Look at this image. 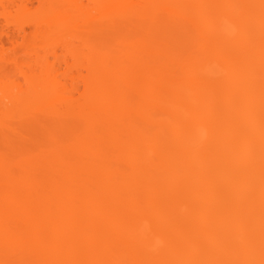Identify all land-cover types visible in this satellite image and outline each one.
Returning <instances> with one entry per match:
<instances>
[{"label":"bare ground","instance_id":"bare-ground-1","mask_svg":"<svg viewBox=\"0 0 264 264\" xmlns=\"http://www.w3.org/2000/svg\"><path fill=\"white\" fill-rule=\"evenodd\" d=\"M0 264H264V0H0Z\"/></svg>","mask_w":264,"mask_h":264}]
</instances>
